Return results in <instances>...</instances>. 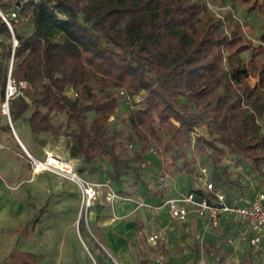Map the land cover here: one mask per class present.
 <instances>
[{
  "label": "trees",
  "instance_id": "trees-1",
  "mask_svg": "<svg viewBox=\"0 0 264 264\" xmlns=\"http://www.w3.org/2000/svg\"><path fill=\"white\" fill-rule=\"evenodd\" d=\"M231 1L245 21L228 27L210 16L206 0L29 2L22 14L29 15L33 31L18 33L13 22L19 41L14 76L28 85L10 100L12 122L55 141L68 137L80 173L102 170L105 160L118 184L129 176L142 183L144 155L155 149L161 176L193 174L207 160L216 189L236 183L233 165H248L264 188V23L259 45L243 29L254 13L264 20V0ZM0 6L10 4L0 0ZM0 23V34L9 40L8 26ZM3 45L2 93L12 52L10 42ZM247 51L251 56L243 63ZM93 85L122 94L97 97ZM139 94L141 105L128 111L132 130L111 129L120 100ZM155 107L158 128L148 118ZM59 115L64 117L56 121ZM4 129L11 131L8 122ZM45 210L39 208L18 234L35 231ZM39 258L14 246L0 264H37Z\"/></svg>",
  "mask_w": 264,
  "mask_h": 264
},
{
  "label": "crops",
  "instance_id": "crops-1",
  "mask_svg": "<svg viewBox=\"0 0 264 264\" xmlns=\"http://www.w3.org/2000/svg\"><path fill=\"white\" fill-rule=\"evenodd\" d=\"M62 140L68 145L62 157L72 159L79 168L80 159L71 156L67 158L69 138L62 136L58 141ZM23 145L26 147L24 143ZM15 154L11 155L5 149L0 150L1 171L8 170L10 175L17 174L21 164ZM144 158L147 166L144 167L142 183L135 188L128 183L112 186L128 198L109 201L106 197L108 189L100 187L99 198L90 208L88 215L89 232L85 227L81 229L79 226L80 237L94 264H241L247 248L264 251V239L255 247L242 238L245 227L243 221L238 218L223 221L218 228L209 226L206 215L199 213H190L184 221L172 218L168 209L160 204L168 198L201 187L199 165L197 163L193 174L186 172L184 175L185 171H181L169 175L168 185L159 187L161 174L153 173L151 169L159 170L160 158L151 153H146ZM109 168L104 160L103 170L98 171V175L90 180L104 182L108 178ZM239 172L242 171L232 172L231 179L236 183L228 185L226 190L230 195L241 192L250 197L251 189L257 185L253 180L240 182L239 178L243 172ZM50 174L52 173L47 171L35 176L44 182ZM45 205L47 208V202L41 207ZM155 233L159 234V238L151 241L150 236ZM248 255L250 258L255 257L254 253Z\"/></svg>",
  "mask_w": 264,
  "mask_h": 264
},
{
  "label": "rangeland",
  "instance_id": "rangeland-1",
  "mask_svg": "<svg viewBox=\"0 0 264 264\" xmlns=\"http://www.w3.org/2000/svg\"><path fill=\"white\" fill-rule=\"evenodd\" d=\"M207 1L211 3L210 9L208 8L210 16L220 20L226 27L229 26V23H244V11L231 0ZM247 21L248 24L243 28L244 32L248 39H251L255 45H259L261 42L258 36L264 23L263 17L254 13ZM16 23L18 25L15 26V29L18 33L29 34L33 31L29 19H22ZM56 37L59 38L60 34H57ZM250 56V51L244 52L241 55V61L247 63ZM251 82L254 83L255 78L251 77ZM93 87L97 97L122 94L121 89L104 88L97 85H93ZM143 96V94H139L131 98L123 97L120 100L116 115L109 120L111 129L124 130L125 132L132 130L129 124L128 111L132 107L140 106ZM63 117V115H59L56 121L63 119ZM148 118L155 127H159L158 108L150 109ZM6 124L7 119L0 113V140L15 150V157L21 164V169L17 174H12L13 176L8 173V170H6L7 173L5 170H0V260L6 259L13 247L17 246L19 249L39 254L40 258L37 264H94L79 232V226L81 229L83 227L89 228L88 215L90 211L87 214L85 211H81L79 186L71 179L55 172H50L52 174L48 175L49 178L45 179V183L41 178L36 179L28 153L12 129L11 131L4 129ZM13 126L30 154L39 158H44L46 151H53L61 156L65 154L68 146L65 140L55 141L50 134L34 135L22 121L13 123ZM134 151L137 152L138 150L133 149L132 152ZM69 157L70 154L68 153L67 158ZM100 167L103 170V164H100ZM151 170L153 173H160L157 169ZM98 173L88 172L81 173V175L90 180L94 179ZM107 176L110 178L108 171ZM259 181V177L254 175L253 182L258 184ZM125 183L134 188L140 184H135L131 176L123 184ZM34 185L37 187L34 188ZM113 185H118V183H114L112 180ZM46 202L47 208L36 231L29 235H19L17 229L32 219L33 213ZM253 253L255 257L250 258L248 254ZM244 255L241 264H264V251L261 249L251 248L248 250L247 248Z\"/></svg>",
  "mask_w": 264,
  "mask_h": 264
},
{
  "label": "built area",
  "instance_id": "built-area-1",
  "mask_svg": "<svg viewBox=\"0 0 264 264\" xmlns=\"http://www.w3.org/2000/svg\"><path fill=\"white\" fill-rule=\"evenodd\" d=\"M2 1L10 4V7L3 9L0 6V22H4L8 26L12 37L6 42L5 36L0 34V55H3L5 52L3 43L10 42L12 52L9 58L7 81L3 93L0 89V113L13 126L10 114V100L20 95L28 85L26 80H18L14 76L15 49L19 41L15 35L13 22L29 19V15H23L22 11L33 0ZM207 6L210 9L211 3L209 1H207ZM72 93L77 95L75 92ZM257 122L262 125L261 119L258 118ZM128 148L129 150H133L134 145L129 144ZM4 149L8 150L11 155L15 153L14 149L0 140V150ZM155 151V149H152L150 152L154 154ZM26 152L29 155L34 175L47 171L55 172L71 179L79 186L81 191V211H85L86 214L99 198L100 187L105 186L108 188L106 197L109 201H113L116 198H128L122 196L112 187L111 178L98 183L82 176L77 163L72 159H66L53 151H46L44 158L36 157L30 154L28 150ZM198 165L201 187L182 193L179 196L168 198L160 206H165L171 217L179 221H184L192 212L206 215L208 225L214 228L220 227L223 221L238 218L243 221L245 227L242 238L247 240L252 246H259L264 239V188L258 183L256 185L260 186H253L250 197L243 195L241 192L230 195L226 189L231 184H225L219 189L215 188L213 179L214 169L207 160H201L198 162ZM234 170L243 172V175L239 178V181L243 183L246 180H253L255 175V173L251 172L248 165H233L230 167V171L233 172ZM168 178L169 175L161 176L158 186H167L169 183ZM198 190H201L203 193L198 192ZM158 238V233L150 236L151 241H156Z\"/></svg>",
  "mask_w": 264,
  "mask_h": 264
},
{
  "label": "water",
  "instance_id": "water-1",
  "mask_svg": "<svg viewBox=\"0 0 264 264\" xmlns=\"http://www.w3.org/2000/svg\"><path fill=\"white\" fill-rule=\"evenodd\" d=\"M10 126H11V129H12V131L14 132L15 136L17 137L18 141L20 142V144H21V145L23 146V148L27 151V148L23 145V143H22L21 140L19 139V137H18V135H17V133H16L14 127H13L11 124H10Z\"/></svg>",
  "mask_w": 264,
  "mask_h": 264
}]
</instances>
